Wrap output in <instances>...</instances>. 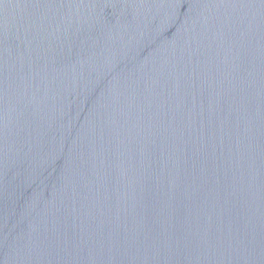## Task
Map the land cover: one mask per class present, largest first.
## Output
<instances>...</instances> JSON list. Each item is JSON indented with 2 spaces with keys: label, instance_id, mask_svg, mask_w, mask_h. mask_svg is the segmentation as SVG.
I'll use <instances>...</instances> for the list:
<instances>
[{
  "label": "water",
  "instance_id": "water-1",
  "mask_svg": "<svg viewBox=\"0 0 264 264\" xmlns=\"http://www.w3.org/2000/svg\"><path fill=\"white\" fill-rule=\"evenodd\" d=\"M0 264H264V0H0Z\"/></svg>",
  "mask_w": 264,
  "mask_h": 264
}]
</instances>
